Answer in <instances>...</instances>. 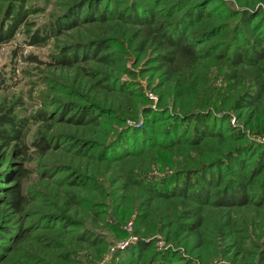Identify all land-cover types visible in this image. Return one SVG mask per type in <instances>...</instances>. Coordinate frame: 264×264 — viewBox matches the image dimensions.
I'll return each mask as SVG.
<instances>
[{
    "label": "rangeland",
    "instance_id": "obj_1",
    "mask_svg": "<svg viewBox=\"0 0 264 264\" xmlns=\"http://www.w3.org/2000/svg\"><path fill=\"white\" fill-rule=\"evenodd\" d=\"M78 1V9L68 12L72 0H26L25 24L0 43V116L22 121L25 144L0 143V264H166L167 255L170 264H264V169L252 185L246 181L262 156L257 149L264 152V99L254 110L237 106L243 95L258 94L264 62L233 67L226 61L233 49L252 54L262 48L258 43L264 45V0ZM91 7L98 13L84 11ZM228 7L237 13L227 17ZM132 10L146 11L154 28L159 24L169 26L170 33L182 32L198 60L169 69L166 47L145 38L142 25L131 19ZM203 13L209 37L195 35L202 26L193 20ZM71 14L81 23L64 22ZM256 14L252 24L242 25ZM58 20L63 29L36 45L28 42L34 31L44 34ZM227 22L229 28L215 31ZM69 46L95 50L72 67L53 65L51 54ZM104 54L107 61H98ZM234 69L239 79L229 87ZM69 103L86 106L95 122L70 123L63 113ZM198 109L227 115L224 133L245 140L205 138L201 149L183 141L168 152L158 151L176 116ZM43 111L49 114L45 121L38 115ZM193 124L185 122L177 134L188 140ZM40 136L48 140L45 153L32 145ZM211 159L225 164L212 171L202 165ZM21 166L28 171L22 179L25 205L15 212L4 202V186ZM211 174L219 177V187L210 188L203 202L180 195L163 199L150 187H164L172 179L181 185L185 178L197 185ZM129 175L152 184H133ZM240 182L247 203L216 204L219 196L236 193ZM196 218L200 226L190 233L186 224ZM141 240L150 251L137 257L131 252Z\"/></svg>",
    "mask_w": 264,
    "mask_h": 264
},
{
    "label": "trees",
    "instance_id": "obj_2",
    "mask_svg": "<svg viewBox=\"0 0 264 264\" xmlns=\"http://www.w3.org/2000/svg\"><path fill=\"white\" fill-rule=\"evenodd\" d=\"M17 1L18 3H20L19 6L13 5L11 4V2H13V0H6L5 6L2 9V5L0 4V13L1 11L3 12V16L2 19L0 21V43L2 42H7L8 40H10L13 35L15 34L16 30L18 29V27L24 23L25 24V20L24 17L26 16L28 10L24 8V2L26 0H14ZM102 1V0H99ZM124 1V0H123ZM10 2V3H9ZM9 3V5H7ZM187 3V2H186ZM207 3H213V0L211 2H207ZM186 5V4H184ZM80 6V2L78 0H72V7L71 9L68 11L70 12L73 9H78V7ZM95 7H91L88 9H84V11H91V10H95ZM135 6L133 5V10H135ZM132 10L133 14L131 16V19L137 21V23L142 25V29L144 36L146 39H150L151 42L159 44L161 47H166V54L163 55L164 60L167 62V65L170 68H178L180 67V65L182 63H187L189 64H194L195 60H198L199 56L198 54L195 53L194 49L192 48V46H190L188 43L184 42V34L182 32H172L170 33L168 31L169 26L167 27H162V25H157L156 28H154V22H153V17L150 16L149 18H147V12L143 11L141 14H136L134 11ZM79 11L76 10L75 13ZM102 12H100V18L103 19L105 14H107L106 10H101ZM190 11V10H189ZM98 11L95 10L94 13ZM208 11L206 12V17L207 18H211L212 14L208 13ZM237 12H233V8L228 7V9L226 10V16H234ZM122 15V12L119 14ZM191 16V11L190 13L186 12L185 18L189 19V17ZM204 16V13L202 16L196 15V18L193 20V23H199L202 26V29L200 31H197L195 33V35H200V36H204V37H209L211 35L210 30L208 31V29L210 28V24L209 22H201V18ZM259 16V14H256V16L254 17H250V18H245L242 22L243 26L248 25L249 23L252 22V20L257 19V17ZM249 20V21H248ZM72 21H74L73 23H71ZM64 22L66 23H71L70 25H74V24H80L81 21L77 20L75 18V15L71 14L69 19H65ZM63 22V23H64ZM80 22V23H79ZM65 23V24H66ZM64 24V27H65ZM252 24V23H251ZM168 28V29H166ZM213 28V27H212ZM215 28V31H222L225 30L227 28H229V22L218 25ZM61 29H63V24L61 23V20L57 21L56 23H52L51 26H49V28L47 30L44 31V34H40V31H34L33 34L30 35L28 42L32 45H36L40 42L45 41L46 39H48L50 36L54 35L55 33H57V31H60ZM237 29V34H240V28H236ZM164 30V31H163ZM99 44L96 45L95 49L98 47ZM104 45V44H101ZM258 45H260V47H262L259 51H255L252 54H249L246 52V50H242V51H238V49H233L230 59H226V61H230L233 67H237L240 64H255L257 62L259 63H263L264 62V45L262 43H258ZM93 49V50H95ZM99 49V48H98ZM102 49V48H100ZM91 50V47L89 46H82V47H78V46H69L67 50H63L58 54H51V58L53 60L52 64L53 65H57V66H62V67H72L75 63L79 62L81 60L80 57L85 56L87 51L91 52L93 51ZM229 50V48L227 49V51ZM97 51V50H96ZM219 55V54H218ZM219 56H223L222 54H220ZM107 56L101 55L98 56L97 59L98 61H107ZM225 58V55L223 56L222 59ZM29 60L32 61H37L38 59L36 58V56H31L29 57ZM192 66V65H191ZM262 68H264V66H262ZM242 69V68H241ZM231 74L229 75V79H228V83L227 85L229 87H232L233 83H235V81H237L239 79V75L237 74L236 69H234L232 72H230ZM259 88H255V90H258V94L251 98H247L246 95H243L242 97H240L238 99L237 102V106H239L241 109H246V108H251L252 110H254L255 108V104L258 100L260 99H264V95L262 96V93L264 92V79L263 80H259L257 82ZM235 85V84H234ZM2 81H0V90L2 89ZM260 89V92H259ZM82 108V109H79ZM221 110V108H220ZM67 112V113H65ZM67 117L66 119L70 122V123H79V124H87V123H93L96 120L95 117V113H92L86 106H81L78 107L74 104H65L64 107V112ZM183 113V112H182ZM187 112H184L183 116L181 115H177L176 116V121L174 123V127L169 131L166 130L165 136H163L162 138H160V142H158L157 147L159 148L158 151L161 152H168L169 150L175 148L177 145L181 144L183 141H185L186 143H188V145H190L192 148L196 149L197 147H199V145L201 143L204 142V139H208V138H212V139H217L219 141L222 140H229V141H241V140H245V138L243 136H240L238 133L232 132L229 134L224 133V131L221 128V124L227 122L228 116L224 115L221 117L216 116L210 109L206 110V109H198L196 111H192L189 112L188 115H186ZM38 115H40V119H42L43 121H45L46 119H48L49 114L45 111L43 112H39ZM188 121H192L193 124V128H192V132L190 135V138H188V140L186 139V135L183 136L184 139L181 136V133L177 134V132L179 131L180 127L183 126V124L185 122ZM157 120L154 121L155 125L157 124ZM181 123V125H179L178 127L175 125ZM209 123V124H208ZM220 124V126H219ZM229 127V126H228ZM24 128V125L22 123V121L18 120L16 121L14 118H10V116L4 115V116H0V143L4 144V145H9L11 141H16L17 143L21 144V147L24 148L25 144H24V133H22ZM226 130V128H225ZM168 132V133H167ZM172 133V137L171 138H167L166 135L169 133ZM186 134V133H185ZM163 140V141H162ZM209 140V139H208ZM207 140V141H208ZM188 141V142H187ZM207 141L203 144L204 146H206ZM32 145L38 149H41L42 153H45L47 151V149L49 148L48 146V140L47 138H44L42 136H40V138H38L36 141L32 142ZM202 147V146H201ZM198 149H201L200 147ZM232 149V147H231ZM230 149V150H231ZM229 150V151H230ZM243 151H246L248 155V153L250 152L249 148L243 149ZM257 151L260 152V154H262V156H260V158L257 160L256 165L253 169V171L251 172L250 176H246L247 177V182L250 183V185L253 184L254 182V178H256L264 169V152H261V149H257ZM18 152H20V154L22 155H26L27 152H25L24 150H18ZM218 159V158H215ZM215 159H211L209 160V164L204 163L202 164L207 165L208 168L212 169H216V167H219V169H221L223 167V165L225 163H221L219 160H215ZM231 163V161H227L226 164ZM243 168V167H242ZM217 171V170H215ZM28 171L27 169H25L23 166L16 168L13 171L12 176L10 177L9 180V184L4 186V190H5V199L4 202L6 204V206H8L10 209L14 210L15 212H20L22 211L23 206L25 205V197L22 193V179L27 175ZM131 181L133 184L136 185H144V184H148L144 181H142L141 179H132L131 176L129 175ZM252 178V179H250ZM172 183H168L166 182V186L162 187V186H158L157 188H153V186H151L150 184H152V182H149L148 185H150V187L152 188V190L154 191L155 195H157L160 198L163 199H170L172 197H175L177 195L180 196H191L194 199L203 202L204 198L206 197V195L208 194V191L210 190V188L213 187L212 190L216 189L217 187H219V177L216 176L215 179H213L212 174L210 175L209 178L203 177V179L199 180V183L201 182V188L197 187V185H195L193 182L190 181V178H185L184 183L179 185L176 184V180L172 179L171 180ZM245 181V183H246ZM264 189V188H263ZM236 193H228L226 195L223 196H219L218 200L216 201L217 203H236L239 202L242 204H245L248 201L247 200V189L245 187V184L240 182V186L235 188ZM249 191V190H248ZM264 191V190H263ZM262 191V192H263ZM216 195H219L220 193H222V191L219 192H215ZM263 195V194H262ZM239 198V199H238ZM195 209L190 210L189 213L194 214ZM199 214V210H197V216ZM199 217V216H198ZM200 218V217H199ZM196 218L193 222L186 224V230L190 233L196 232L198 227L200 226V219ZM7 231H11L12 228L11 227H6ZM22 236L19 237V239H21ZM17 239V241L19 240ZM101 240L96 241L99 242ZM93 243V242H91ZM95 243V244H96ZM148 251H150L149 248V243H146L144 240L139 241L135 247H133V250L131 253H135L136 256H142L144 253H147ZM133 255H131L132 257ZM151 255H148L146 258L147 263L149 261H151ZM133 261V260H131ZM154 261V260H152ZM151 261V263L148 264H152L153 262ZM166 264H170L169 263V258L168 255L166 256V260H165ZM120 264V263H119ZM188 264H191V262H189Z\"/></svg>",
    "mask_w": 264,
    "mask_h": 264
}]
</instances>
